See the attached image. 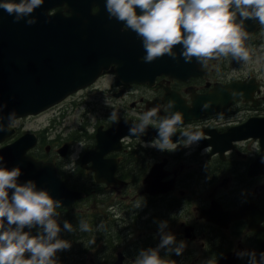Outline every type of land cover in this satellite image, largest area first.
<instances>
[{
	"label": "flooded vegetation",
	"instance_id": "flooded-vegetation-1",
	"mask_svg": "<svg viewBox=\"0 0 264 264\" xmlns=\"http://www.w3.org/2000/svg\"><path fill=\"white\" fill-rule=\"evenodd\" d=\"M105 2L106 0H82L85 4L82 11L89 10L98 15L107 33L114 40L122 42L123 46H141L142 42L135 32L124 29L123 22L108 18ZM64 7L68 9L69 16L72 10L77 11L67 3ZM137 14H141L139 9ZM237 20L239 21V15ZM244 29L248 33L250 30L254 31L245 41V46H252L249 49L251 60L246 64L233 60L231 56L209 60L206 65L199 63L196 58L192 60L194 64L186 63L180 55L182 46L178 45L173 49L177 59L165 55V60L160 63L161 67L156 70L159 76L155 78L153 86L149 83L144 86L124 83L113 74L101 79V83L107 81L113 87L100 86L99 94L107 95L111 100L115 98L116 102L112 105L114 107L98 116V119L102 118L99 125L103 130L112 126L110 117L113 111L117 112L118 119L134 123L137 115L133 110L138 112L142 109L143 114L160 105L161 113L165 115L163 105L166 106L170 99L182 101L181 106H175L171 110L173 112L183 107L191 109L197 96L210 93L221 95L219 91L215 92L217 84H230L232 88H226L229 95H250V98L247 99L244 95L238 101L233 97L228 108L224 107L214 114H203L199 119L185 121L182 127H178L176 134L185 129L204 133L205 140L191 146L185 147L179 140L177 149L169 152L144 147L138 140L129 143L125 138L122 149L110 156L118 160L117 178L124 184H98L93 171L81 169L80 158L87 151L85 148L80 150L73 162L74 146L71 141L68 144L69 155L64 158L58 152L61 145L56 140L48 142L42 131L35 130L38 143L28 154L36 161L54 165L66 184L85 194L84 199L70 210H56L57 223L62 230L60 238L71 243L70 249L57 252V264H133L140 249L156 248L160 243L159 228L155 229L152 222L167 218L172 213H175L172 216L175 226L168 232L175 235L177 242L185 241L187 246L180 256L174 253L166 255L165 250H161V258L168 264H172V261L176 264H207L208 261L212 264H248V257L240 258L237 255L243 251H255L259 261L260 253H264V171H253L252 177L249 175V166L257 158H264V150L259 140L234 142L231 139L237 137L236 132L227 136L232 127L243 125L251 119L264 118V74L248 76L249 63L260 62L264 58L258 52L260 47L264 51V25L247 20ZM252 50L254 52L251 54ZM143 52L145 53L144 50ZM142 58L136 57L139 61H143ZM174 66L181 70L183 80L161 75L163 70H173ZM251 80L257 84V89L250 85ZM248 86L251 90H248ZM234 90L238 92L233 93ZM225 91L223 89L222 94ZM114 94L121 96L116 98ZM217 104L218 102L214 108L218 107ZM153 126L156 127L151 125L149 129ZM261 133L264 134V131ZM229 146L230 149L227 150ZM243 151L250 156L246 157ZM139 153L143 154L145 161L150 160L146 163L148 172L154 159L167 158L169 162L166 170L172 171L168 180L174 179L176 184L163 192L151 193L149 190L155 189L145 186L143 182L138 183L135 174L140 173L141 177L146 172L137 171ZM240 157H246L249 161H240ZM202 158L204 163L201 162ZM69 164H72V170L65 171V165ZM90 166L91 163H88L87 167ZM220 166L230 167L231 171H214ZM241 166L245 171H237ZM219 173L224 174V178L214 185L213 195L209 199L198 196V192L210 186ZM244 178L251 182L250 186L245 185L242 181ZM204 180L208 183L203 184ZM187 202L194 204L192 209ZM170 207L173 209L170 210ZM127 217L133 223H128ZM65 220L76 231H64ZM81 220L89 225L90 231L82 232L78 229ZM127 223L128 226H125ZM139 223L144 225L142 231L138 230ZM37 233L38 228H33L34 236ZM25 258H28V254Z\"/></svg>",
	"mask_w": 264,
	"mask_h": 264
},
{
	"label": "clouds",
	"instance_id": "clouds-1",
	"mask_svg": "<svg viewBox=\"0 0 264 264\" xmlns=\"http://www.w3.org/2000/svg\"><path fill=\"white\" fill-rule=\"evenodd\" d=\"M44 2L3 0L0 9L13 16L14 23L24 21L27 26H34L38 19L32 14ZM105 9L110 20L123 22L124 29H130L140 38L146 53L142 58L145 63H152L165 55L177 59L173 49L181 45L180 55L186 63L196 58L206 65L209 60L231 56L233 60L246 64L251 55L245 46L249 33L245 31L244 23L253 20L264 25V0H106ZM137 9L141 14H137ZM175 106L176 101L170 99L166 106L163 105V116L159 115L160 105L148 109L141 114L139 122L132 123L129 136L125 138H139L146 134L149 126L156 125L158 138L144 147L169 152L176 150L179 144L173 143L172 137L177 128L184 125V117L179 111H171ZM211 106V101L204 103L202 111ZM6 107V104L0 105V114ZM4 119L0 115V133L7 130ZM110 119L118 122L116 111ZM7 120V127L12 126L18 122L17 114L10 112ZM180 136L183 138L180 143L185 147L205 140L204 133L199 130L185 129ZM79 147L83 148L82 145ZM4 165L5 158L0 155V264H57V252L71 247L70 241L60 238L62 230L56 219V210L63 202L54 200L46 190H38L32 180L18 184L20 167L9 170ZM69 170H72V164L65 165V171ZM9 190H14L11 197ZM155 222L158 223L160 243L156 248L140 249L133 264H168L161 258V250H165L166 255L183 254L186 242H177L175 235L166 231L167 221ZM25 228H38V233L33 236ZM78 229L90 231L83 220L79 221ZM63 230L76 231L67 220L63 222ZM26 253L28 258H25ZM237 255L248 257V264H264V253H260L259 261L255 251H243ZM172 264L176 262L172 261Z\"/></svg>",
	"mask_w": 264,
	"mask_h": 264
},
{
	"label": "water",
	"instance_id": "water-1",
	"mask_svg": "<svg viewBox=\"0 0 264 264\" xmlns=\"http://www.w3.org/2000/svg\"><path fill=\"white\" fill-rule=\"evenodd\" d=\"M75 9L78 13L70 19L62 16L45 19L39 15L40 22L32 27L14 23L13 17L0 19V105H7L0 115L5 117L3 123L6 129L7 116L10 112L14 111L17 118L38 114L72 92L73 88H77L76 85L92 83L113 60H117L123 71H131L133 65H143L139 67L141 75H137L132 81L153 82L154 76H151L159 69V64L165 57L152 63L140 64L136 57L143 55L144 48L138 45L123 46L122 42L113 41V37L104 36L97 29V23L89 13L80 14L82 9L80 7ZM207 100L208 97L201 98L195 109L189 112L196 113V117L203 112H213V104L202 111V105ZM211 100L212 97L208 101ZM230 100L231 96L225 93L219 102L225 106ZM253 129L259 131L253 136H260L263 141L264 134L260 131H264V120H259V123L253 122ZM115 130L114 128L109 131L113 140L111 142L110 138L98 135L97 152L88 153L86 156L87 160L94 163L92 169L99 183L120 182L114 177L116 164L103 160L122 136L115 135ZM6 132L7 130L0 133V142L5 138ZM238 132L241 133V129ZM21 142L22 140L0 152L4 158L6 157L4 166L7 169L11 170L14 167H20L23 171L27 169L22 177L37 182L36 185L46 189L51 197L70 200L80 195L66 190L53 166L31 162L24 157L25 149H22ZM260 168L259 161H256L250 170L261 171ZM158 176H161L160 171H152L146 180L147 184L153 183V178ZM22 177L18 178L20 185L25 184ZM12 191L14 190H9V197ZM149 192L156 193L155 190Z\"/></svg>",
	"mask_w": 264,
	"mask_h": 264
},
{
	"label": "rangeland",
	"instance_id": "rangeland-1",
	"mask_svg": "<svg viewBox=\"0 0 264 264\" xmlns=\"http://www.w3.org/2000/svg\"><path fill=\"white\" fill-rule=\"evenodd\" d=\"M247 47V46H246ZM252 46H248L247 48L248 49H250ZM254 52V50H252L251 51V54ZM259 55L260 56H263L264 57V51H262V48L260 47V49H259ZM245 72H247V70L246 69H243ZM254 72H257V73H263L264 74V58L260 61V62H251V63H249V72H248V76H250L251 75V73H254ZM149 98H151V97H149ZM99 103H100V100H99ZM105 103H110V105H113V100H111V99H105L104 101H101V104L103 105V104H105ZM114 107V106H113ZM142 109H140L138 112H136V110H133V112L135 113V115H137L136 116V119L134 120V122H139V118H140V114H142ZM99 113H100V108L97 106L96 108H95V114L93 115V116H91L92 118H91V127H89L88 129H87V134H88V136H85V137H83V138H78L77 140H75L74 142H73V148H74V152H73V155H72V160H73V158L75 157V159H76V156L78 155V153L80 152V150L81 149H83V148H85V150H87V151H89L90 149H92V148H94V146H95V144H96V141H95V139H92L91 138V136H89V135H91V133L93 132V131H95V124H96V121H97V117L99 116ZM131 114H133V113H131ZM80 116H81V113H79V114H77V115H71L70 117H69V119H68V123H67V125L68 126H70V130H73L72 132L70 131V130H68V131H66V132H64V135H68V136H70V135H72L74 132H76V128L78 127V125L80 124V122L82 121L81 120V118H80ZM49 118H50V115H48V116H45V117H42V118H40V119H32V120H28L27 122H24V124H23V126L24 127H26V128H34V127H38V126H40V125H42V124H45L48 120H49ZM118 121H121L120 119H118ZM66 125V126H67ZM64 129V128H63ZM64 131V130H63ZM69 142L70 141H68L67 142V144L66 145H68L69 144ZM79 145H82L83 146V148H80L79 147ZM59 147H61V146H59ZM132 151L134 150V148H132L131 149ZM243 154H246V157H248V156H250L249 154H248V152H242ZM139 155V157H137V171H146L145 173H143V175L141 176V177H139V174L140 173H138L137 175L135 174V177H136V180H137V182L138 183H141V182H143L145 179H143V178H146L147 177V175H148V167L146 166V163H149L150 162V160H144V157H143V154H141V153H139L138 154ZM160 156V154L159 155H157L156 156V158H158ZM246 157H240L238 160H240V161H243V162H247V161H249ZM74 159V160H75ZM246 160V161H245ZM157 160L156 159H154V161L152 162V165L156 162ZM204 158H202V160H201V162L202 163H204ZM244 164V163H243ZM206 166H208V165H206ZM205 166V167H206ZM230 167H228V168H225V167H223V166H220V167H218V168H215L214 169V171H217V169L219 170V169H223V171H231V169H229ZM237 171H245V170H243V167L241 166V167H239V169L237 170ZM79 172H81V170H79ZM78 172V173H79ZM221 175V176H220ZM224 178V174H221V173H219V174H217L216 176H215V178H214V180L212 181V183H211V185L210 186H208V187H206V188H204L203 190H200L199 192H198V196H200V197H202V199H205V198H210V196H212L213 195V193H214V185L215 184H218L219 182H220V179H223ZM243 182H245V185H251V182L247 179V178H244L243 180H242ZM208 182H207V180H204L203 181V184H207ZM77 184V183H76ZM195 200V199H194ZM188 203V202H187ZM193 203H188V207L190 208V209H192V207H193ZM173 208L172 207H170V210H172ZM175 213H172V214H170V215H168V217L167 218H161V219H159V220H156V221H167L168 222V228L166 229L167 231H171V227H174L175 225L173 224V215H174ZM131 216H133V215H131ZM127 219H128V217H127ZM143 221H145V220H142V222ZM128 223H133V221H129V219H128ZM128 223L125 225V226H128ZM152 225L155 227V229L156 228H158V223H156L155 221L154 222H152ZM139 226H140V228H138V230L139 231H142L143 229H144V225L142 224V223H139Z\"/></svg>",
	"mask_w": 264,
	"mask_h": 264
}]
</instances>
